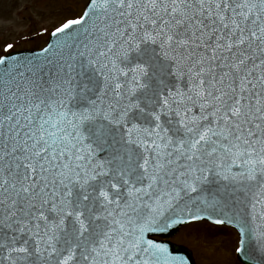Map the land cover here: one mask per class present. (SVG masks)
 <instances>
[{"label": "snow or ice", "instance_id": "snow-or-ice-1", "mask_svg": "<svg viewBox=\"0 0 264 264\" xmlns=\"http://www.w3.org/2000/svg\"><path fill=\"white\" fill-rule=\"evenodd\" d=\"M0 56V264H264V0H87Z\"/></svg>", "mask_w": 264, "mask_h": 264}, {"label": "rangeland", "instance_id": "rangeland-1", "mask_svg": "<svg viewBox=\"0 0 264 264\" xmlns=\"http://www.w3.org/2000/svg\"><path fill=\"white\" fill-rule=\"evenodd\" d=\"M86 1L0 0V55L8 43L13 48L44 45L50 31L66 16L81 13ZM172 240L188 246L198 264H231L236 233L225 226L202 222L184 225Z\"/></svg>", "mask_w": 264, "mask_h": 264}, {"label": "water", "instance_id": "water-1", "mask_svg": "<svg viewBox=\"0 0 264 264\" xmlns=\"http://www.w3.org/2000/svg\"><path fill=\"white\" fill-rule=\"evenodd\" d=\"M52 39H53V37H51V34H50V36H49L48 39H47L46 45L43 46L42 48L46 47L47 44H48ZM42 48H41V49H42ZM41 49H36V50L24 49V50H14V51H10V52L13 53V54H18V55H20V56H30V55H32V54H34V53H38ZM5 55H7V53L4 54V55H2V56H5ZM171 244L174 245V246H179V247H181V248L183 249V251H184L185 254H191V251H190L188 248H186V247H184V246H181V245H177V244L172 243V242H171ZM191 257H192V255H191ZM192 259H193V257H192ZM195 264H196V263H195Z\"/></svg>", "mask_w": 264, "mask_h": 264}]
</instances>
